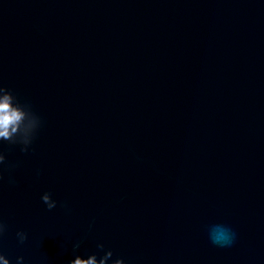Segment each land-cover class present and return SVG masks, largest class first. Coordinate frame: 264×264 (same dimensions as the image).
<instances>
[{
    "label": "water",
    "instance_id": "1",
    "mask_svg": "<svg viewBox=\"0 0 264 264\" xmlns=\"http://www.w3.org/2000/svg\"><path fill=\"white\" fill-rule=\"evenodd\" d=\"M0 264H264V0H0Z\"/></svg>",
    "mask_w": 264,
    "mask_h": 264
}]
</instances>
